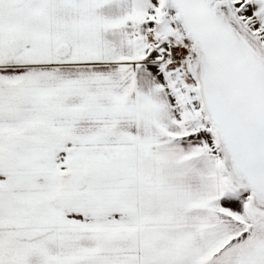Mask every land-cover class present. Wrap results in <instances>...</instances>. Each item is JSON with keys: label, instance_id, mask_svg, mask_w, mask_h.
<instances>
[{"label": "snow or ice", "instance_id": "snow-or-ice-1", "mask_svg": "<svg viewBox=\"0 0 264 264\" xmlns=\"http://www.w3.org/2000/svg\"><path fill=\"white\" fill-rule=\"evenodd\" d=\"M0 264H264V0H0Z\"/></svg>", "mask_w": 264, "mask_h": 264}]
</instances>
